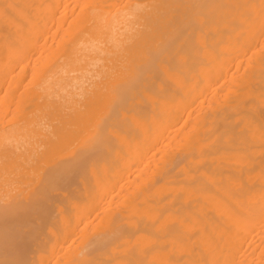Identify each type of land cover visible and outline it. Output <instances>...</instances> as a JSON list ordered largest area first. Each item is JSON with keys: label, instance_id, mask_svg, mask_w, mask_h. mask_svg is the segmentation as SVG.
Masks as SVG:
<instances>
[{"label": "bare ground", "instance_id": "1", "mask_svg": "<svg viewBox=\"0 0 264 264\" xmlns=\"http://www.w3.org/2000/svg\"><path fill=\"white\" fill-rule=\"evenodd\" d=\"M0 264H264V0H0Z\"/></svg>", "mask_w": 264, "mask_h": 264}]
</instances>
